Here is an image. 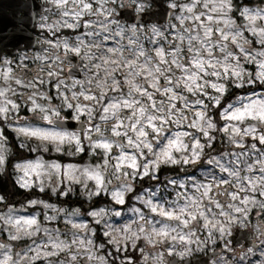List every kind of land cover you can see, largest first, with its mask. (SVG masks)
<instances>
[{
	"label": "rangeland",
	"instance_id": "obj_1",
	"mask_svg": "<svg viewBox=\"0 0 264 264\" xmlns=\"http://www.w3.org/2000/svg\"><path fill=\"white\" fill-rule=\"evenodd\" d=\"M44 2L45 9L38 24L41 48L32 53L24 52L16 57L15 55L7 56L0 60V92H3L0 96V107L8 109L7 112L0 114V155L4 157L3 164H0V184L11 181L7 173L9 170L7 163L11 159L14 160L15 184L23 190L21 194L13 196L10 192L7 195L0 193V217L3 218L0 219V246H2L0 247V264H170L174 257H178L180 262H183L187 258L206 255L216 250H220L221 253L212 259L211 264H264V209L258 205H246L248 212L243 217L230 213L240 222L229 225L228 234L211 233V239L209 229L205 227V220L193 212L191 215H196V219H189L186 225L183 224V220L187 217H182L179 223L175 220L166 221L176 231L168 236L153 234L149 240L144 234L139 233V228H145L146 233L151 232L150 225L144 224L133 211L140 209L149 221H160L164 218L151 213L142 201L152 199L154 203L164 205L169 211H173L174 203L183 205L187 202L186 194L188 198H199L200 211L207 208L211 213L208 216L209 221L215 222V219H220L224 222L222 217L216 215L219 212V209L215 207L216 203H219L227 212L229 205H239L240 200L244 198L264 201V196L259 192H250L247 187L241 190L235 181L231 184L221 183L222 177L228 180H231V177H227L226 173L207 163L209 159L224 153L240 151L237 145L229 142V136L222 131L225 127L232 125L241 129L254 127L257 130L256 133L243 136V144L245 149L255 144L257 152H264V145L256 138L258 135H264V122L250 117L237 122L225 117V109L229 105L240 107L241 98H245L244 103L247 104L248 97H264V82L255 79V74L259 71L258 63L264 57L257 56V63L254 64L244 58L238 47L225 42V47L237 56L240 64L249 74L245 80L251 78L254 82H245L242 86H238L241 82L234 78L209 77L206 80L207 84L222 83L225 86V92L219 94L216 89L207 87L204 92L193 96L186 90H176L177 95H183L189 102L201 100L207 107L185 110L183 100L172 101L177 110L184 111L187 119L182 124H168L162 133L157 134L156 137L150 135L149 139L153 141L154 149L159 153L168 140L177 133H188V136L183 137L185 145L190 146L194 142L193 137L206 145L203 155L193 163L161 164L154 170V174L141 175L134 179L117 177L112 172V166L116 163L115 158L119 155V149H113L110 154L113 159L105 164V161H108V154L102 149L93 147L99 139V134L89 132L93 125H97L105 137H110L111 127L114 124L119 121H123L125 126L132 123L130 119H125L133 115V110L129 109H119L115 117L110 115L107 120H101L100 117L104 115L103 108L108 107L115 100L130 99L128 93L133 85L141 86L143 90L148 91L156 104L169 103V98L163 91L168 87L164 74L158 79L160 91H157L151 87L153 80L147 74L133 78L127 74L126 66L117 68L110 63H102V60L111 59L120 64L116 56L108 54L105 50L126 46L129 38L135 35L150 54H154L157 49H163L165 53L174 52V45L181 46L178 36H184L189 29L195 33L198 25L208 22L209 15L217 21L223 19L213 12V7L217 6L218 0H204V3L200 0H195V3L193 0H167L174 12L169 21L162 23L156 21L136 23L121 19L120 11L123 8L134 7L136 12H140L151 7L145 0H44ZM82 3L90 4L91 8L84 10ZM205 4H209V7L206 8ZM189 6L193 8V13L199 16L200 20L194 21L192 14L183 11ZM244 9L250 10L253 14L264 10V0H246L245 3L243 0H232L229 12V18L234 25L233 30L238 29L242 33L240 42L246 41L243 46L251 49L252 54L264 51V45H261L259 36L253 34L254 31L258 33L264 28V19L258 17L250 25L248 17L241 15ZM77 13H79L78 17ZM181 16L186 17L183 22L180 20ZM212 27L215 29L216 25ZM219 27L223 29V23H220ZM154 28L161 34L160 36L153 34ZM219 35V31H215L213 39L215 40ZM149 40L154 43H150ZM65 43L69 47L80 46L81 54L69 52L64 46ZM186 47L185 41L181 46L180 61L182 63L191 59ZM121 50H123L122 47ZM73 56L77 57V63L74 62ZM125 56L128 60L132 59L127 52ZM166 59L171 60L172 57L166 56ZM140 63L143 66L142 60ZM166 67L164 66L165 69ZM181 76L182 73L174 64L170 72H167V79H179ZM89 95L95 99H85V96ZM217 96L220 98L219 104L209 99V97ZM135 98L141 101V106L144 107L151 103L147 97L138 94ZM9 101L11 103H7ZM69 103L74 107L69 108L67 106ZM13 104L15 108L12 107ZM35 105L40 107L34 110ZM76 107L91 110V117L87 112H81L79 119H74L77 115ZM201 110H204L216 125V129L211 132L212 141H208L201 135L199 129L189 124V121L195 122L196 119L192 113ZM56 112L59 113L58 117L54 114ZM232 114L229 112L228 116ZM46 116L53 121L70 118L84 120L86 125L80 128L56 123L49 124L48 120L44 119ZM21 128L75 132L80 137L79 147L83 150L77 151L75 142L58 143L44 140L39 136L22 133L19 131ZM89 134L92 137L91 140L88 139ZM121 142L126 143L125 140ZM173 155L177 160H183L186 156L190 157L191 153L187 149L182 152L173 150ZM152 159L153 155L145 152L138 159V163L147 160L151 164ZM228 159L231 157L225 156V160ZM36 161H41L45 165L59 164L61 168L60 170L42 169L39 176L36 173H30L25 179L32 186L21 187L20 178L24 176V172L18 165ZM164 165H179L184 167V170L169 173L160 181L158 170ZM68 166H72L73 169H100L105 179L104 190L99 191L95 181L84 179L79 173H76V178L70 182L67 176ZM121 171H131V169L124 168ZM254 173L253 175L244 171L241 172V176L253 175V179L258 178L260 173L256 170ZM148 178L155 181L147 183ZM81 179L83 182H78ZM125 181L132 186V191L125 193V204L120 205L112 199V192L118 190ZM201 184L210 186L208 196L200 197V193L204 191L203 188L197 192V186ZM9 186L11 189V184ZM27 190H37L41 194L49 193L55 198L61 197V201L50 200L40 193L28 197L25 194ZM132 192L130 200L127 201L128 195ZM149 193H153L154 196L150 197ZM233 193L240 200H232ZM137 196L142 199L137 200ZM23 197L24 200H21ZM67 199L74 200L75 204L69 203ZM77 199H84L88 203H85L88 209L84 211L82 205L76 203ZM33 201L37 203H32ZM10 210L15 218H35L39 230L34 231L35 226L28 228L27 231L32 233L31 235H25L23 228L17 231L13 225L7 223ZM100 211L105 213L102 217L91 215L92 212ZM116 211H119L121 215L115 216ZM74 224H83L84 227L75 228ZM126 225H131L132 232L138 234V238L134 241L127 239L124 233L118 231ZM156 226L160 227L159 224ZM238 227L253 231L255 237H252V240L257 245L250 244L245 247L243 243H239L233 247L230 236ZM112 228L117 231H112ZM106 232H111V235H105ZM178 233L181 235L192 233V242H187V236L185 242L179 239L173 240L172 237ZM13 236L17 238L13 239ZM54 241H63L68 244H72L73 241H82L84 246L74 244L69 249L61 251L52 247ZM37 252L40 253L39 256ZM181 252L186 255L179 256L178 253ZM73 256L76 257L75 260Z\"/></svg>",
	"mask_w": 264,
	"mask_h": 264
},
{
	"label": "snow or ice",
	"instance_id": "obj_2",
	"mask_svg": "<svg viewBox=\"0 0 264 264\" xmlns=\"http://www.w3.org/2000/svg\"><path fill=\"white\" fill-rule=\"evenodd\" d=\"M201 3H204V0H200ZM195 3V0H193ZM82 8L84 10H89L91 5L88 3H82ZM232 0H218L217 6L213 7V12L223 19L217 21L212 15L208 16V22L203 25H198V30L193 33L191 29L184 33V36H178V39L181 41V46H183L186 41V51L191 57L190 60H187L186 63L180 61L181 46L174 45V52H167L163 49H157L154 54H150L145 50L143 45L140 43L139 39L133 35L129 38L126 46L106 49L105 51L112 55L116 56L120 60V64H117L116 60H102V63H110L115 67L119 68L121 66L127 67V74L131 77H143L145 74L148 75L150 79L153 80L151 85L152 88L160 91L158 87V79L160 75L164 74L165 79L167 80L168 87L164 91V95L169 98L168 104H156L152 100V96L148 91L143 90L141 86L133 85L129 89L128 96L129 98L118 99L111 103L108 107L103 108V113L100 118L101 120H107L112 117H115L116 112L119 109H129L133 110V115L131 117H126L125 119H130L132 123L124 125L123 121H119L117 124H114L111 127L112 135L110 137H105L101 128L97 125H93L89 132H96L99 134V139L94 143L93 147L96 149H102L104 153L108 154V161H105L107 164L113 159L110 155L113 149H119V155L115 158L116 163L112 166V172L116 174L117 177H128L134 179L138 176H149L154 174V170L157 169L161 164H176V163H193L200 159L203 155V149L205 144H201L199 140H196L193 137V143L185 145L183 142V137L188 136V133H177L172 139L168 140L167 144L160 149L157 153L154 149V143L149 139V136L156 137L157 134L162 133L165 130V127L170 123L182 124L187 117L184 115L183 110H177L176 105L172 103L175 100H183L185 110L192 108H206L207 106L203 104L201 100H195L194 102H189L183 95H177L176 90L180 89L181 91H187L193 96L198 95L200 92H204L207 87L216 89L217 93L222 94L225 92L224 84L211 83L207 84L206 80L209 77H216L218 79H224L225 77L234 78L237 81H240L242 86L243 83H252L253 79L245 80V77L249 76L248 73L244 70L243 66L240 64L239 59L232 51L225 47V42H230L239 48L240 53L244 56L245 59L251 61L252 63H257L256 57H264V51L252 54L251 49L245 48L243 43L240 42L242 38V33L238 29H234L233 22L229 18V12L231 11ZM175 7V5H173ZM205 7H209V4H205ZM185 13L192 14V19L194 21L200 20L199 16H196L193 13L192 7H185L183 9ZM241 15L247 16L249 23L251 25L258 17L264 19V10L256 11L254 14L248 9H244ZM79 13H77V17ZM186 19L185 16H181L180 20L183 22ZM108 23V21H105ZM223 23L224 28L221 29L219 24ZM212 25H216L214 29ZM202 29V31H201ZM219 31L220 35L215 40L213 39L214 32ZM153 34L155 36H160L161 34L154 28ZM254 35L259 36L261 45H264V28L260 31L253 32ZM119 35V33L117 34ZM150 43L154 41L149 40ZM65 48L72 53L81 54V47H69L65 43ZM82 46V41H81ZM219 50V51H217ZM125 52L132 57L131 60H128L125 56ZM87 54V53H84ZM166 56L172 57L171 60L166 59ZM143 61V66L140 61ZM175 65L177 69L182 73V76L179 79H167V72H170L172 65ZM164 66H167L166 69ZM259 71L255 74V79L264 82V59H261L258 63ZM19 83V81H17ZM131 83V81H129ZM138 94L143 97H147L148 101L151 103L147 106H141V101L135 98V95ZM206 94V93H205ZM3 95V92H0V96ZM87 100H94L93 96H85ZM215 101L216 104L220 103L219 96L209 97ZM245 98H241L240 107H234L229 105L225 109V117L229 120H236L237 122L244 120L245 118H252L257 121L264 122V97L258 98L256 96L248 97L247 104L244 103ZM7 103H11L10 101ZM69 108H73L74 105L69 103L67 105ZM15 108V105H12ZM40 106L35 105L34 110L38 109ZM138 109V111H137ZM6 107H0V114L7 112ZM51 111V110H50ZM77 115L74 119H79L81 112H87L91 117V110L82 107H76ZM233 113L230 117L228 113ZM57 117L59 113H54ZM193 116L196 118L195 122L189 121L192 127L199 129L201 135L207 138L208 141H212L213 137L211 135L212 130L216 129L215 123L206 115L204 110L194 111ZM175 117V119H173ZM44 119L48 120L49 124H54L55 121L49 119L47 116ZM124 129L123 131L121 129ZM150 130V132H149ZM22 133L39 136L44 140L56 141L58 143H72L75 142L77 145V151H82L83 149L79 147L80 137L75 132L68 131H58V130H49L42 131L40 129H19ZM224 133L229 136V142L237 145L240 148V151L235 153H224L216 158H211L207 163L213 168L219 169L221 172L227 174V177H231V180L221 178V183L231 184L235 181L241 188L244 190L245 187L248 188L250 192H259L260 195L264 196V152H257L256 145L253 144L250 148L245 149L243 144V136L253 135L256 133L254 127L239 128L235 125L231 127H225L222 129ZM121 138V139H115ZM259 142L264 145V135H258L256 137ZM88 139L91 140L92 137L89 134ZM125 140L126 143L121 142ZM210 146V144L208 145ZM131 151H128V150ZM190 151L191 156H186L183 160H177L173 155V150L175 152H182L185 150ZM59 150V149H57ZM147 153L153 155L151 164L147 160H144L141 163H138V159ZM225 156L231 157V159L225 160ZM4 157L0 155V164H3ZM21 170L24 172V176L20 178V186L23 188H29L32 184L25 179L30 173H36L37 176L40 174V170L49 169V170H60L61 166L59 164H48L45 165L41 161H36L35 163H28L25 165H18ZM128 168L131 171H121V169ZM254 170L260 173L259 177L253 179ZM247 171L253 173V175L244 177L241 176V172ZM76 173H79L80 176L84 179L95 181L96 186L99 188V191H103V185L105 184V179L102 175V171L97 168H82V169H73L72 166H68L67 176L69 181H73L76 178ZM213 174V173H210ZM214 175V174H213ZM247 180V184H245ZM78 182H83L81 179ZM182 186V185H181ZM203 188L204 191L200 193V197L208 196L210 186L209 185H198L197 192L199 189ZM43 190V188H41ZM132 186L125 181L118 190L112 192V199L120 205L125 204V193L131 192ZM98 194V193H97ZM150 197L154 196L153 193L148 194ZM187 200L183 205L174 203L172 205L173 211H169L164 205L154 203L152 199L143 200V204L146 205L151 213H156L160 217L164 218L160 221H149L144 213L140 209H134L133 211L139 216L140 220L144 224L150 225L151 232H147L145 228L140 227L139 233L144 234L145 237L151 240L152 235L156 236H168L172 232H175L176 229L172 227L171 224L166 221L175 220L178 223L181 221L182 217H187L183 220V224H187L189 219H196V215H191V213H197L201 218L205 220V227L209 229L210 239L212 238L211 233L219 232L221 234H228L229 225L233 223L240 222L239 219L231 215L230 213L239 214L240 217H243L248 212L246 205L253 204L258 205L264 209V201H257L255 199L240 198L233 193L231 196L232 200H240L239 205H229L228 211L226 212L219 203L215 204V207L219 209V212L216 213L217 216L222 217L224 222H221L220 219H215V222L208 220V216L211 215L209 210L205 208L203 211L199 209V198L193 199L188 198L185 194ZM137 200L142 198L137 196ZM179 199V195H178ZM32 203H37L33 201ZM167 203V202H165ZM75 214V213H74ZM105 213L92 212L93 217H102ZM115 216H120L121 213L116 211ZM0 219H3L0 217ZM99 222V221H98ZM7 223L13 225L17 231H20L22 228L25 230V235H31L32 233L28 232V228H32L34 231L39 230L38 222L35 218L20 219L15 218L11 215V210L7 216ZM159 224L160 227L156 225ZM73 227L81 228L84 227L83 224H74ZM112 231H117V229L112 228ZM118 231L125 234L127 239L135 240L138 238V234L132 232L131 225H126L120 228ZM105 235H111V232H106ZM192 233H187L185 235L177 234L173 236V240L179 239L181 242L186 241V236L188 237L187 242L191 243ZM17 238L13 236V239ZM74 244H80L81 247L84 246L82 241H73L72 244H68L63 241H54L52 247L58 250H65L72 247ZM2 247V246H0ZM48 254V253H46ZM40 253L37 252V256ZM73 260L76 259L75 256L72 257ZM7 259V257L5 258Z\"/></svg>",
	"mask_w": 264,
	"mask_h": 264
},
{
	"label": "water",
	"instance_id": "obj_3",
	"mask_svg": "<svg viewBox=\"0 0 264 264\" xmlns=\"http://www.w3.org/2000/svg\"><path fill=\"white\" fill-rule=\"evenodd\" d=\"M147 1L154 4L155 7L142 12H136L134 7L123 8L120 11L121 19L136 23H149L153 21L162 23L171 19L173 9L166 3V0ZM43 11L44 3L41 0H0V59L5 53L15 54L18 49L41 48V43L37 37V26ZM73 59L77 63V57L73 56ZM70 121L77 122L74 120ZM60 123V121H56V124L59 125ZM79 124L85 125V122H79ZM178 171H183V168L176 165H164L159 169L158 177L162 179L164 174ZM149 182L150 180H147V183ZM37 193V191L25 192L28 197L36 195ZM132 194L133 192L128 195L127 201L130 200ZM42 195L48 197L50 200H56L49 193ZM24 197L21 200H24ZM74 202L73 200L69 201L71 204H74ZM76 203L82 205L84 211L88 209V205L85 206L86 202L84 200L78 199ZM252 237H255L253 231L238 227L232 232L230 239L233 247H236L239 243H243L245 247L250 244L256 246L257 244L253 242ZM220 253V250H216L200 257L187 258L183 264H211L212 259L220 255ZM170 264L182 263L177 257H174L170 261Z\"/></svg>",
	"mask_w": 264,
	"mask_h": 264
},
{
	"label": "trees",
	"instance_id": "obj_4",
	"mask_svg": "<svg viewBox=\"0 0 264 264\" xmlns=\"http://www.w3.org/2000/svg\"><path fill=\"white\" fill-rule=\"evenodd\" d=\"M244 3L246 2V0H243ZM8 177L11 179L10 183L7 184H0V193L7 195L8 192H10L11 196H13L14 194H21V192L23 191L22 189L18 188L17 185L15 184L14 181V160L9 159L8 160ZM3 177V176H2ZM9 184H11V189H9Z\"/></svg>",
	"mask_w": 264,
	"mask_h": 264
},
{
	"label": "flooded vegetation",
	"instance_id": "obj_5",
	"mask_svg": "<svg viewBox=\"0 0 264 264\" xmlns=\"http://www.w3.org/2000/svg\"><path fill=\"white\" fill-rule=\"evenodd\" d=\"M37 37H38V40L41 42V38H40V34H39V31H38V34H37ZM36 49H33V48H30V49H24V50H17L16 52H15V54H4L3 56H2V58L1 59H3L4 57H7V56H14L15 55V57L16 56H18L19 54H21V53H32L33 51H35ZM0 59V60H1ZM238 91H239V89H238ZM61 125H64V126H68V127H80V128H83L85 125H83V124H79V122H72V121H70V120H68V119H66V120H62L61 121V123H60ZM166 175H169V174H165V175H163V177H165ZM162 177V179H160L159 178V180L160 181H162L164 178ZM147 180H150V183H152V182H154L155 180L154 179H152V178H148ZM146 180V181H147ZM145 181V182H146ZM61 201V197H59L58 198V196H57V202H60ZM67 201L69 202L70 200L69 199H67Z\"/></svg>",
	"mask_w": 264,
	"mask_h": 264
},
{
	"label": "clouds",
	"instance_id": "obj_6",
	"mask_svg": "<svg viewBox=\"0 0 264 264\" xmlns=\"http://www.w3.org/2000/svg\"><path fill=\"white\" fill-rule=\"evenodd\" d=\"M178 255H179V256H181V257H183V256H185V255H186V253H184V252H181V253H178Z\"/></svg>",
	"mask_w": 264,
	"mask_h": 264
}]
</instances>
